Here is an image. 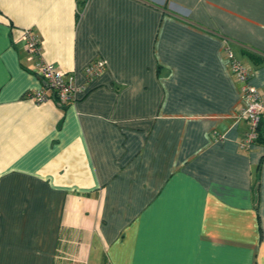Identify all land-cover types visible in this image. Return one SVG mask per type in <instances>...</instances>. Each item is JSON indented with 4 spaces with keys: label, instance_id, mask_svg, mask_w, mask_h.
Masks as SVG:
<instances>
[{
    "label": "crops",
    "instance_id": "1",
    "mask_svg": "<svg viewBox=\"0 0 264 264\" xmlns=\"http://www.w3.org/2000/svg\"><path fill=\"white\" fill-rule=\"evenodd\" d=\"M27 29L85 85L65 108L27 96ZM225 44L264 91V0H0V264H264Z\"/></svg>",
    "mask_w": 264,
    "mask_h": 264
},
{
    "label": "built area",
    "instance_id": "2",
    "mask_svg": "<svg viewBox=\"0 0 264 264\" xmlns=\"http://www.w3.org/2000/svg\"><path fill=\"white\" fill-rule=\"evenodd\" d=\"M23 39L25 48L35 61L36 74L41 80V87L27 96L35 102L52 100L59 107H67L72 103L78 93L85 90L84 84H78L74 73H67L51 62L42 58L41 45L37 36L30 30H24ZM230 71L240 83L241 97L244 103L239 116L243 118L248 126L244 137L240 140L242 148H250L256 137V128L264 115V91L249 83L250 68L242 63L228 44L224 45ZM105 69V61L96 59L85 67L84 74L89 81L100 75Z\"/></svg>",
    "mask_w": 264,
    "mask_h": 264
},
{
    "label": "trees",
    "instance_id": "3",
    "mask_svg": "<svg viewBox=\"0 0 264 264\" xmlns=\"http://www.w3.org/2000/svg\"><path fill=\"white\" fill-rule=\"evenodd\" d=\"M85 2L86 0H78L80 7H82ZM253 144H264V115L261 116L260 122L256 128V137L253 140Z\"/></svg>",
    "mask_w": 264,
    "mask_h": 264
}]
</instances>
